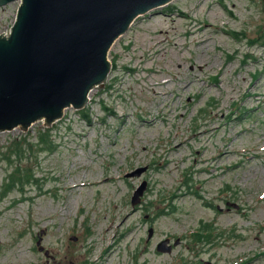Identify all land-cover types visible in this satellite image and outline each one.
<instances>
[{
  "label": "rangeland",
  "instance_id": "1",
  "mask_svg": "<svg viewBox=\"0 0 264 264\" xmlns=\"http://www.w3.org/2000/svg\"><path fill=\"white\" fill-rule=\"evenodd\" d=\"M109 60L81 109L0 131V264H264V0H172Z\"/></svg>",
  "mask_w": 264,
  "mask_h": 264
},
{
  "label": "water",
  "instance_id": "2",
  "mask_svg": "<svg viewBox=\"0 0 264 264\" xmlns=\"http://www.w3.org/2000/svg\"><path fill=\"white\" fill-rule=\"evenodd\" d=\"M21 1L11 33L0 35V131L27 129L42 118L53 125L66 108L81 109L109 75L113 43L136 19L172 0ZM144 191L145 184L133 205ZM167 242L157 251H171Z\"/></svg>",
  "mask_w": 264,
  "mask_h": 264
},
{
  "label": "trees",
  "instance_id": "3",
  "mask_svg": "<svg viewBox=\"0 0 264 264\" xmlns=\"http://www.w3.org/2000/svg\"><path fill=\"white\" fill-rule=\"evenodd\" d=\"M236 37L239 36V34H244L241 32H237L234 31L233 33ZM29 142V141H28ZM33 145V143H30ZM37 147H39V150L41 152H53L56 150L57 148V143L55 142V138L53 137L51 130L49 128H45V129H41L38 132L37 135V142L35 144ZM21 149H25L23 148L21 145H17L16 148L14 149V154L16 155H20L21 154ZM16 174V175H15ZM13 175H15V179H17V183H23L22 186H24L25 184L29 183L28 181V175L26 173L23 172V170H19L17 169ZM11 179V178H10ZM25 180V181H24ZM12 180H10L11 182ZM12 188V187H10Z\"/></svg>",
  "mask_w": 264,
  "mask_h": 264
},
{
  "label": "bare ground",
  "instance_id": "4",
  "mask_svg": "<svg viewBox=\"0 0 264 264\" xmlns=\"http://www.w3.org/2000/svg\"><path fill=\"white\" fill-rule=\"evenodd\" d=\"M19 1H21V0H19ZM22 2V1H21ZM43 119V118H42ZM33 124V123H32ZM19 126H22L21 124H19ZM30 126V125H29ZM18 127V126H17ZM16 128V127H15ZM14 129V128H13Z\"/></svg>",
  "mask_w": 264,
  "mask_h": 264
},
{
  "label": "built area",
  "instance_id": "5",
  "mask_svg": "<svg viewBox=\"0 0 264 264\" xmlns=\"http://www.w3.org/2000/svg\"><path fill=\"white\" fill-rule=\"evenodd\" d=\"M9 33H11V32H9ZM5 34H7V33H5Z\"/></svg>",
  "mask_w": 264,
  "mask_h": 264
}]
</instances>
